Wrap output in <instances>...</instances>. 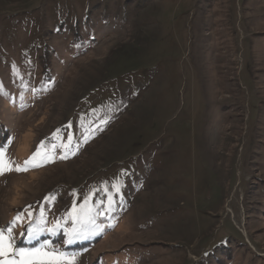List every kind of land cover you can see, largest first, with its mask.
Wrapping results in <instances>:
<instances>
[{
	"label": "rangeland",
	"instance_id": "374dc122",
	"mask_svg": "<svg viewBox=\"0 0 264 264\" xmlns=\"http://www.w3.org/2000/svg\"><path fill=\"white\" fill-rule=\"evenodd\" d=\"M0 146L9 253L264 264V0H0Z\"/></svg>",
	"mask_w": 264,
	"mask_h": 264
},
{
	"label": "snow or ice",
	"instance_id": "6c2138e0",
	"mask_svg": "<svg viewBox=\"0 0 264 264\" xmlns=\"http://www.w3.org/2000/svg\"><path fill=\"white\" fill-rule=\"evenodd\" d=\"M71 136L68 137L69 143L64 145L69 151L70 144H71ZM6 147L0 146V176L4 175L6 172L16 171H28L32 167H40L42 166L40 163H34L35 158L41 155V151L38 148L37 151L30 157L28 160L24 161L23 166L15 165L14 162L10 159H6ZM67 153L64 156H61V159L66 158ZM47 159V156L44 157ZM114 188H117L118 185H113ZM31 215V213H29ZM71 215V213H69ZM22 217L19 215L14 218L11 225H9L6 229H0V257H8L9 255H14L18 257H24L22 260H15V259H0V264H64L65 255L63 253H59L58 255L49 253L46 251H42L45 245H41L40 248L34 249H23L18 248L13 253H9V247L12 241V231L17 225V221H20ZM7 232V240L8 243H5V233ZM24 235V233H21ZM38 234L37 231H34L32 226L30 225L27 229V235L29 240L35 238ZM95 235V233H93ZM67 243H72L73 240L70 238L66 241ZM68 264H72V261L69 260Z\"/></svg>",
	"mask_w": 264,
	"mask_h": 264
}]
</instances>
